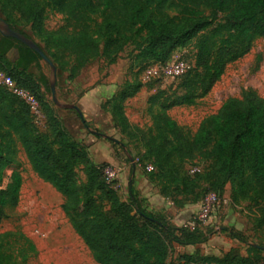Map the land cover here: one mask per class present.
I'll return each mask as SVG.
<instances>
[{"label": "trees", "instance_id": "obj_1", "mask_svg": "<svg viewBox=\"0 0 264 264\" xmlns=\"http://www.w3.org/2000/svg\"><path fill=\"white\" fill-rule=\"evenodd\" d=\"M100 1L1 0L0 17L36 42L26 28L47 6L61 12L68 31L45 34V48L36 42L60 72L69 70L72 59L78 70L101 56L114 64L130 42L143 63L167 64L178 48L187 43L192 46L194 63L188 62L186 72L177 77L176 89L182 91L175 90L174 99L154 112L149 132L134 129L142 135L148 161L159 173L167 174L181 194L191 197L199 181L208 180L214 187L212 193L221 198L225 185L232 182L238 198L258 207V223L264 227V97L245 90L240 97L228 98L216 113L203 119L194 133L167 113L175 106L196 104L221 79L228 64L243 58L254 42L264 37V0H103L101 5ZM170 9L177 12L172 19L167 16ZM97 11L103 20V48L92 27L91 18ZM12 49L18 51L15 61L8 57ZM40 60L42 57L29 46L0 33V69L38 99L59 151L32 129L30 105L1 84L0 133L5 134L8 152L11 145H21L35 174L61 195L62 209L93 259L98 264H168L166 240L179 247L203 244L207 235L200 228L175 226L163 213L149 210L132 184L128 201H122L104 170L92 162L87 166V186H78L74 161L88 160L47 102L41 85L51 90L48 80H36L29 73ZM151 101L153 106L155 98ZM119 119L124 128L129 126L123 117ZM119 144L123 152L118 157L126 158V144ZM199 159L211 161L203 176L180 173L182 162ZM10 163L6 159L0 162V221L7 206L19 204L23 184L17 170L7 184L3 183L2 172ZM227 231L231 238L247 242L238 230ZM250 249L253 256H243L238 248H232L221 263L264 264V246L250 245ZM37 254L36 245L21 231L0 235V264H26ZM197 255H183L180 262L171 264H193Z\"/></svg>", "mask_w": 264, "mask_h": 264}, {"label": "rangeland", "instance_id": "obj_2", "mask_svg": "<svg viewBox=\"0 0 264 264\" xmlns=\"http://www.w3.org/2000/svg\"><path fill=\"white\" fill-rule=\"evenodd\" d=\"M101 2L103 0L100 5ZM176 15L174 9L167 12L169 19ZM91 19L94 37L103 48V20L100 12L93 14ZM26 31L45 48V34L68 29L63 14L47 6L41 17L29 25ZM193 52V47L187 43L174 52L167 64L153 61L143 63L138 57L140 52L130 42L119 53L114 64H109V59L101 56L78 70L72 59L67 72L57 69L54 76L51 66L42 59L39 65L31 66L29 73L36 80L45 77L50 87L55 84L61 106L54 102L52 90H46L41 85L42 92L55 110L56 117L88 160L74 161L75 179L79 187L87 186L88 162L94 163L104 170L108 182L122 201H128L129 186L132 184L149 210L163 213L175 226H197L207 235V240L198 246L179 247L166 240L169 248L168 264L180 262L183 255L196 253L198 255L193 264H222L221 261L232 248H238L243 256H253L250 245L264 246V227L258 223V207L248 200L238 198L236 186L232 182L225 185L221 198L212 193L214 187L208 180H200L191 197L181 194L171 184L167 174L149 167L142 135L134 129L149 132L153 128L154 112L161 104L167 105L174 99L179 82L177 77L186 72L188 62L194 63ZM8 57L15 61L18 55L9 52ZM0 72L8 74L2 69ZM136 88L138 91L130 95ZM245 90H253L264 97V37L257 39L243 58L228 64L221 79L207 95L197 99L196 104L175 106L167 113L179 125L194 133L203 119L216 113L228 98L240 97ZM27 91L35 97L30 90ZM181 91L178 89L176 92ZM153 98L155 104L152 106ZM64 105L77 106L82 115ZM32 114V129L39 131L59 151L60 147L40 104L32 109ZM120 117L129 126L124 128ZM119 142L126 144V158L118 157L123 152ZM7 146L2 131L0 162L4 159L11 161L2 172L3 183L7 184L12 172L17 170L22 175L23 184L19 204L4 209L0 235L18 230L33 241L38 254L26 264H98L70 225L62 209L61 195L35 174L21 145H11L9 152ZM210 165V160L199 159L182 162L179 170L183 176L199 177L203 176ZM134 168L139 169L138 179L133 174ZM141 181H144L143 189L140 188ZM146 184L153 196L144 194ZM228 229L238 230L247 238V242L231 238Z\"/></svg>", "mask_w": 264, "mask_h": 264}, {"label": "water", "instance_id": "obj_3", "mask_svg": "<svg viewBox=\"0 0 264 264\" xmlns=\"http://www.w3.org/2000/svg\"><path fill=\"white\" fill-rule=\"evenodd\" d=\"M0 22L2 23L0 25V33L2 35L9 36V37H13V38L19 40L20 42L26 44L27 46H29L34 51H36L42 57V59L51 66V68L53 70V74H54V76H56V73H57V67H56V65L48 58V56H46L44 54V52L42 51V49L40 48V46H38V44H36V42H34L30 38L26 37L24 34L13 30L5 22V20H3L1 17H0ZM10 52H15L18 55V51L16 49H12ZM51 90H52V96H53L54 102L58 106H61V104L59 103V101L57 99V96H56V89H55V84L54 83L51 84ZM63 107L73 108V109L77 110L82 115V113L80 112L79 108L77 106H75V105H64Z\"/></svg>", "mask_w": 264, "mask_h": 264}, {"label": "built area", "instance_id": "obj_4", "mask_svg": "<svg viewBox=\"0 0 264 264\" xmlns=\"http://www.w3.org/2000/svg\"><path fill=\"white\" fill-rule=\"evenodd\" d=\"M0 84L10 88L14 93L18 94L30 105L31 109L37 108L39 106L38 101L31 93L21 87H18L10 76L2 72H0ZM149 167L152 169L154 166L150 163Z\"/></svg>", "mask_w": 264, "mask_h": 264}, {"label": "crops", "instance_id": "obj_5", "mask_svg": "<svg viewBox=\"0 0 264 264\" xmlns=\"http://www.w3.org/2000/svg\"><path fill=\"white\" fill-rule=\"evenodd\" d=\"M121 164L124 165L123 162H122ZM124 167H125V166H124ZM133 174H135V175L137 176V179H138V176H139V169L134 168V170H133ZM143 182H144V181H141V186H142V187H140V188H142V189H143V187H144V185H142ZM147 186H148V185L146 184L145 187H147ZM149 192H150V191L148 190V187H147V190H146V192L144 191V194H145V195H149V196H151V195L153 196V195H154V194H152L151 192H150V193H149Z\"/></svg>", "mask_w": 264, "mask_h": 264}]
</instances>
